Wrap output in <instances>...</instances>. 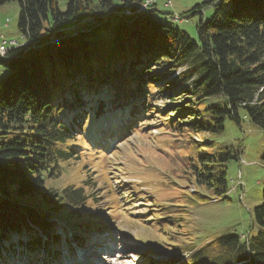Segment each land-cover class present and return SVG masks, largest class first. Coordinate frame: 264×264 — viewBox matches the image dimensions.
Wrapping results in <instances>:
<instances>
[{"label": "trees", "instance_id": "obj_1", "mask_svg": "<svg viewBox=\"0 0 264 264\" xmlns=\"http://www.w3.org/2000/svg\"><path fill=\"white\" fill-rule=\"evenodd\" d=\"M14 1L27 42L0 56V263L8 258L6 251L14 253L10 242L31 256L59 254L56 217H78L74 240L85 241V233L95 228L94 212L88 210L93 194L84 185L48 187L47 177L57 175L61 163L80 157V147L89 144L87 151L101 153L99 145L116 142L113 133L148 117V102L155 96L148 88L161 80L180 89L162 92L172 102L166 111L175 114L171 128L203 136L189 142L184 155L185 171L196 186L192 200L228 197V162L237 154L217 140L226 120L248 119L264 133V0L196 3L180 14L188 20L200 16L196 37L155 16L159 8L153 4L140 17L113 25L112 41L103 46L94 36L104 24L45 42L84 18L137 8L143 0H123L121 6L99 0L98 9L90 0H69L65 10L58 0H0V6ZM207 6L214 10L209 18L204 17ZM15 193L38 196L40 202H21ZM253 219L255 232L247 237L223 233L185 264H264V188Z\"/></svg>", "mask_w": 264, "mask_h": 264}, {"label": "rangeland", "instance_id": "obj_2", "mask_svg": "<svg viewBox=\"0 0 264 264\" xmlns=\"http://www.w3.org/2000/svg\"><path fill=\"white\" fill-rule=\"evenodd\" d=\"M68 1L58 0L59 7L65 10ZM113 1L116 6L123 3V0ZM204 2L206 0H174L173 8L190 9L196 3ZM163 3V0L158 1L159 9L154 11V15L196 37L200 16L196 14L189 20L170 21L168 12L175 10L164 7ZM89 4L98 9L99 0H90ZM148 5L143 3L140 8L145 9ZM19 11L17 1L0 6V33H4L7 39L22 40L18 29ZM205 11L204 17L209 18L214 10L212 6H207ZM118 22L121 19L112 16L110 24L106 22L94 36L101 40L102 46L112 41V26ZM169 82V79L161 80L148 88L150 93L155 94L148 102V117L139 119L140 127L131 135L124 132L120 136L121 141L112 142L108 147L103 145V149L112 148L111 151L89 152L86 149L89 144L84 145L80 149L84 154L79 153L80 157L61 163L62 167L55 171L57 175L47 177L48 187L61 189L69 184L84 185L94 196L89 201L88 210L94 212L90 222L96 231L86 235L91 244L84 247L81 258H84L85 264H148L147 260L143 262V253L149 240L157 248L164 249L167 258L173 253L189 258L195 250L223 233L234 232L247 237L258 229L253 209L263 201V131L248 119H242L241 123L235 119L226 120L225 129L217 140L229 145L232 153L237 154L228 162V197L219 201L212 197L203 203H194L192 197L197 196L196 186L185 171L184 155L190 149L189 142L201 140L203 136L171 128L169 122L173 121L175 114L168 115L169 112H166L172 102L163 99L162 92L175 89L178 94L180 89ZM184 111L179 110L177 114ZM142 138L146 140L145 144ZM15 197L21 202H27L29 198L19 193H15ZM170 198H173V205L167 204ZM29 200L40 202L38 196ZM114 203L119 205L114 207ZM69 219L72 221L60 217L64 223L58 222L57 234L66 227L78 225L77 217ZM61 237L66 241L70 239L68 233ZM12 243L13 255L6 251L8 260L0 264L26 261L17 260L25 257L26 252H17L16 243ZM66 247L67 242L63 243V248ZM67 262L74 264L70 259ZM56 263L61 264L59 260Z\"/></svg>", "mask_w": 264, "mask_h": 264}, {"label": "water", "instance_id": "obj_3", "mask_svg": "<svg viewBox=\"0 0 264 264\" xmlns=\"http://www.w3.org/2000/svg\"><path fill=\"white\" fill-rule=\"evenodd\" d=\"M145 9H141L140 6H138L137 8L132 7V6H127L126 8H117L114 9L113 11H110L108 13L103 12V14H100V16L94 18L96 20H90L88 24V26H92L93 24H95L94 28H97L99 25L98 24H105L106 22H108L112 16H119V17H123L124 19H133V18H137L140 17L142 12ZM95 15L98 14H93L90 17H93ZM92 19V18H89ZM62 31H56L53 35H51L48 39H47V43L50 44L56 40H60L63 38L62 36ZM38 42L37 40L33 41V43Z\"/></svg>", "mask_w": 264, "mask_h": 264}, {"label": "built area", "instance_id": "obj_4", "mask_svg": "<svg viewBox=\"0 0 264 264\" xmlns=\"http://www.w3.org/2000/svg\"><path fill=\"white\" fill-rule=\"evenodd\" d=\"M156 0H152L151 4H154ZM165 1V5L168 6L171 4L172 0H164ZM17 42L15 40H7L5 37H1L0 34V55L3 56L6 54V52L11 48V46H17Z\"/></svg>", "mask_w": 264, "mask_h": 264}, {"label": "crops", "instance_id": "obj_5", "mask_svg": "<svg viewBox=\"0 0 264 264\" xmlns=\"http://www.w3.org/2000/svg\"><path fill=\"white\" fill-rule=\"evenodd\" d=\"M158 6H159V4H157ZM172 8V9H171ZM171 10H175V12L173 11V13H183L184 11H186V10H188L189 8L188 7H184V8H182V9H174L173 8V4H172V6H171Z\"/></svg>", "mask_w": 264, "mask_h": 264}, {"label": "bare ground", "instance_id": "obj_6", "mask_svg": "<svg viewBox=\"0 0 264 264\" xmlns=\"http://www.w3.org/2000/svg\"><path fill=\"white\" fill-rule=\"evenodd\" d=\"M151 1H152V0H147V1H145L144 3H145V4H149V5H148V7H149L150 4H151ZM151 9H153V8H151ZM1 37H4V36L1 34Z\"/></svg>", "mask_w": 264, "mask_h": 264}]
</instances>
